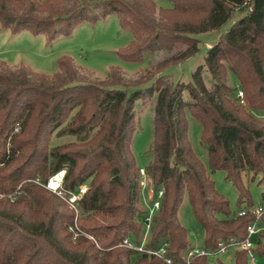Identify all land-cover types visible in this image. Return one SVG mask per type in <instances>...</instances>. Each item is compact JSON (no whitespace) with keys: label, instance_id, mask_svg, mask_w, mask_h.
<instances>
[{"label":"trees","instance_id":"1","mask_svg":"<svg viewBox=\"0 0 264 264\" xmlns=\"http://www.w3.org/2000/svg\"><path fill=\"white\" fill-rule=\"evenodd\" d=\"M165 1L171 7H158L155 0H0V25L12 34H45L52 44L86 21L116 14L121 28L133 35L130 45L117 52L124 62L140 63L147 52L186 45L181 55L165 62L170 66L200 51V34L223 28L243 12L208 49L205 63L215 90L205 86L202 68L192 83L162 76L149 89L158 93V101L155 139L147 151L152 161L144 169L163 198L144 247L167 245L174 264H187L185 254L193 246L179 217L186 198L204 230L202 248L208 252L215 253L221 241L246 240L250 224L264 226V216L259 220L252 212L264 206V119L253 114L264 113V0ZM58 64L60 71L49 76L0 61V192L22 190L14 201L0 199V264H52V255L60 264H165L123 245L130 239L140 246L144 238L142 167L132 149L138 123L132 109L141 93L130 94L114 82H77L71 58ZM119 72L111 68L113 78ZM231 73L238 88L227 83ZM185 92L191 100L184 99ZM239 92L243 97L234 100ZM70 115L65 131L83 136L82 143L50 149L51 134ZM189 117L201 125L208 170L193 149ZM64 169L65 190L88 188L78 216L43 186ZM217 171L233 183L236 212L216 188L211 173ZM253 183L263 188L260 203L253 200ZM255 251L258 264H264V232ZM210 259L200 256L190 264H210ZM233 264H249L247 252L237 251Z\"/></svg>","mask_w":264,"mask_h":264},{"label":"rangeland","instance_id":"2","mask_svg":"<svg viewBox=\"0 0 264 264\" xmlns=\"http://www.w3.org/2000/svg\"><path fill=\"white\" fill-rule=\"evenodd\" d=\"M155 2L158 7H171V4L165 0H155ZM242 14L243 12L237 11L223 28L200 34L198 36L200 51L179 64L170 66H166L165 62L181 55L187 48L186 45L178 43L167 50L147 52L144 60L140 63L124 62L117 52L130 45L133 35L121 28L116 14L100 18L94 23L86 21L78 26L70 36L63 35L52 44L47 43L45 34L34 35L28 31L12 34L9 29L0 25V61L7 63L13 69L26 66L38 73L52 76L60 71L58 61L67 57L74 61L75 81L77 82L91 85L114 82L123 85L130 94L136 91L140 92L141 96L135 100L132 109L138 121L133 135L132 149L138 166L146 168L152 161V157L147 154V151L153 146L155 139L154 116L158 101V93H149V89L156 88L155 83L162 76L174 83H192L193 75L199 68H202L201 76L205 86L209 90H215L216 82L205 63L208 49L217 43L219 37L224 35L230 29L231 24ZM113 67L120 68L117 79L112 77L111 68ZM45 83L59 84L57 80H46ZM227 83L233 87H239V82L232 73L229 79L227 77ZM238 94L233 96L234 100L238 98ZM183 97L186 101L191 100L188 92H185ZM253 114L259 119H264L262 112L253 111ZM71 117L70 115L68 121L51 134L50 149L67 148L69 145L82 143L83 136L79 137L65 131L64 126L71 121ZM189 134L194 151L208 170V150L201 143V125L192 117H189ZM211 175L217 190L230 201L232 211L236 212L238 202L233 183L225 179L226 174L223 171L212 172ZM250 188L253 200L260 203L263 188L256 183L251 184ZM154 199H157V193L153 187L152 178L149 177L141 191V206L145 212L142 217L143 223L150 213ZM179 217L188 231V238L192 246L202 247L204 230L196 220L188 198L180 208ZM51 259L52 264H60L55 256L52 255ZM133 260H137V257ZM210 260V264H219L218 260L233 264L235 253L232 250L229 256L224 255Z\"/></svg>","mask_w":264,"mask_h":264},{"label":"built area","instance_id":"3","mask_svg":"<svg viewBox=\"0 0 264 264\" xmlns=\"http://www.w3.org/2000/svg\"><path fill=\"white\" fill-rule=\"evenodd\" d=\"M242 97H243V92H239L238 98H242ZM65 173H66L65 170H61L57 172L56 174L52 175L48 179L47 183L44 184L43 186L46 187L48 190L52 191L53 193H55L56 195H58L64 201H66L69 204L70 208L76 212V216H78L80 201L83 198V196L87 193L88 188L86 186H82L73 192L65 190L63 187ZM141 177H142V183H141L142 187L143 186L145 187V183H147L150 176L147 174L144 168L141 169ZM21 193L22 190L20 186L15 192L8 195H5L0 192V199L7 197L10 200L14 201L16 200L17 196L20 195ZM156 193H157V199L153 200L150 213L148 217H146L144 222V238L142 244L140 246H136L130 239H126L123 245L128 248L135 249L141 253L146 251L150 256H155L162 259L165 262V264H174L173 260L167 256V252H168L167 245H163L162 247L155 250L153 249L146 250L144 247L148 241L152 229L153 216L155 215L156 212L159 211L161 207L163 191L159 190ZM252 212L260 220L264 216V206L258 205L252 210ZM246 213L247 210H244L240 213V215L243 216ZM76 230H77L76 227L71 228V231L75 232L77 237L78 235H80V233H78ZM261 232H264V226L260 225L259 222H255L248 226L246 240L240 241V240H236L235 238H232L227 242L221 241L219 242L218 249L215 253L208 252L202 247H193L185 254V259L187 261V264H190L195 258L200 256H208L209 258L215 259L224 255L229 256L231 251L233 250L234 253H236L237 251L247 252L249 264H258V258L255 250L258 247Z\"/></svg>","mask_w":264,"mask_h":264}]
</instances>
